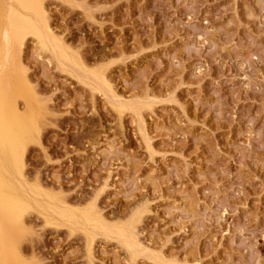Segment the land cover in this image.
<instances>
[{
  "label": "rangeland",
  "instance_id": "obj_1",
  "mask_svg": "<svg viewBox=\"0 0 264 264\" xmlns=\"http://www.w3.org/2000/svg\"><path fill=\"white\" fill-rule=\"evenodd\" d=\"M34 2L57 50L27 35L10 60L34 125L15 130L22 177L6 154L32 205L14 259L264 264V0ZM47 204L135 220L140 247Z\"/></svg>",
  "mask_w": 264,
  "mask_h": 264
},
{
  "label": "bare ground",
  "instance_id": "obj_2",
  "mask_svg": "<svg viewBox=\"0 0 264 264\" xmlns=\"http://www.w3.org/2000/svg\"><path fill=\"white\" fill-rule=\"evenodd\" d=\"M35 4L34 0H6L5 3L0 0V11H4L5 13V19L3 18L4 23L0 22V264H21L18 262L17 258L14 259L13 255L16 251L18 253L20 246L19 242L21 237L19 235L24 231V214H27V211L32 208V205L30 206L28 203L29 201L26 202V199H23L15 190L10 191L14 186L12 182L14 177L11 174L10 159L6 156L7 152L12 156L16 173L22 177L21 164L16 149L15 130L19 129L24 136L23 138L27 137V140H31L32 135H34L31 113H19L14 106L15 104H9L8 101L16 93L17 84L15 80L18 79V76L13 74L14 70L16 72V66L13 68V65L16 63L11 67L12 62L10 63V60L13 61L12 59L15 57L17 49L20 48L27 35L35 36L42 43H48L52 48L57 50L56 46H54L55 44L52 42V35L43 15L44 11L42 13L37 10ZM60 56L63 60L62 62L65 63L62 66L69 65L67 63L70 61L68 62L64 54ZM75 64H77V62ZM99 75L95 73L90 79L95 81V83L97 82V84H104L105 79L103 80L101 78L102 74L100 75L101 77ZM90 79L88 78V80ZM47 205L39 207L40 210L44 211L46 215H55L59 219L56 218V220L52 216L55 219L52 218L54 220L52 221L50 218L51 216L47 215L50 216V219L46 218L47 220H51V222L48 220L50 223L60 224L58 223V221L62 222L60 219H64L68 223H71L75 220L77 221L76 217L79 218L82 215L80 217L82 223L79 222V224L76 222L77 225L79 224V226L83 227L85 226H82L83 223L86 225L91 224V226L93 224L92 227L90 226L91 229L100 230L99 232L115 236L127 249L131 250L130 252L140 247L137 245L138 241H136L137 239L134 234L135 220L112 228L105 226L104 222L98 217L96 212L93 211V208L79 214L80 216H75V214L67 208L68 211L65 208H63L65 210L60 209L61 207L57 208L55 205ZM66 221L65 224H68ZM75 225L76 224L73 222V226Z\"/></svg>",
  "mask_w": 264,
  "mask_h": 264
}]
</instances>
